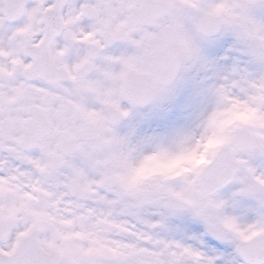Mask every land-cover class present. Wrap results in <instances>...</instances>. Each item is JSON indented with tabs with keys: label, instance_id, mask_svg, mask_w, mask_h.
<instances>
[{
	"label": "snow or ice",
	"instance_id": "obj_1",
	"mask_svg": "<svg viewBox=\"0 0 264 264\" xmlns=\"http://www.w3.org/2000/svg\"><path fill=\"white\" fill-rule=\"evenodd\" d=\"M0 264H264V0H0Z\"/></svg>",
	"mask_w": 264,
	"mask_h": 264
}]
</instances>
